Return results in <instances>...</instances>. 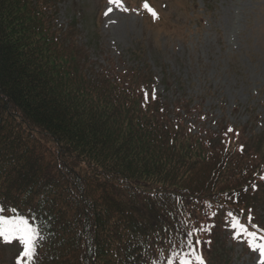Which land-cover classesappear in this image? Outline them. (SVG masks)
I'll return each mask as SVG.
<instances>
[{"label":"trees","instance_id":"trees-1","mask_svg":"<svg viewBox=\"0 0 264 264\" xmlns=\"http://www.w3.org/2000/svg\"><path fill=\"white\" fill-rule=\"evenodd\" d=\"M60 1L0 0V208L39 229L34 264H196L193 250L232 264L238 241L250 253L234 237L264 235V136L244 144L223 121L194 134L148 62L94 70L77 21L53 26Z\"/></svg>","mask_w":264,"mask_h":264},{"label":"rangeland","instance_id":"rangeland-1","mask_svg":"<svg viewBox=\"0 0 264 264\" xmlns=\"http://www.w3.org/2000/svg\"><path fill=\"white\" fill-rule=\"evenodd\" d=\"M151 1L157 18L138 4L129 6L127 0L119 4L63 0L56 7L53 26L65 29L72 18L77 21V42L89 46L94 70L107 65L118 71L143 69L148 62L155 74L156 94L169 104L187 102L191 113L185 120L193 126L194 134L214 132L223 121V125L241 131L244 144L246 138H262L264 0ZM185 2H191L193 8L184 10ZM261 205L256 204L258 220L254 225L264 230ZM223 227L230 245V225ZM257 242L264 241L258 237ZM242 246L241 241L236 243L232 264H259L258 252L247 253ZM22 251L18 240H0V264H12L13 256Z\"/></svg>","mask_w":264,"mask_h":264},{"label":"snow or ice","instance_id":"snow-or-ice-1","mask_svg":"<svg viewBox=\"0 0 264 264\" xmlns=\"http://www.w3.org/2000/svg\"><path fill=\"white\" fill-rule=\"evenodd\" d=\"M110 3L119 4L120 0H109ZM145 9L154 17L157 18V13L151 9L147 3L144 4ZM228 131H231L229 129ZM264 178V177H262ZM4 209L0 208V240L4 243H12L13 240H18L23 246V252L17 261V264H34L36 248L40 240V232L37 227H33L28 220L16 215L15 209L12 210L11 218L2 215ZM238 231L234 238L239 239L240 235L248 236V246L251 251L258 252L259 264H264V242H257V233L249 232L243 225H237ZM260 241H264V237H259ZM195 257L196 264H204L202 257L192 252ZM180 264H193L188 257H181Z\"/></svg>","mask_w":264,"mask_h":264}]
</instances>
